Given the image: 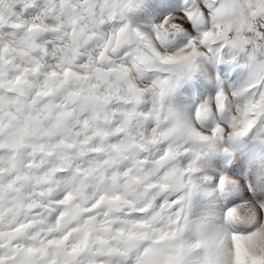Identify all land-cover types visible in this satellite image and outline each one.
Listing matches in <instances>:
<instances>
[{
  "label": "clouds",
  "instance_id": "clouds-1",
  "mask_svg": "<svg viewBox=\"0 0 264 264\" xmlns=\"http://www.w3.org/2000/svg\"><path fill=\"white\" fill-rule=\"evenodd\" d=\"M258 230L264 0H0L3 264H232Z\"/></svg>",
  "mask_w": 264,
  "mask_h": 264
},
{
  "label": "snow or ice",
  "instance_id": "snow-or-ice-1",
  "mask_svg": "<svg viewBox=\"0 0 264 264\" xmlns=\"http://www.w3.org/2000/svg\"><path fill=\"white\" fill-rule=\"evenodd\" d=\"M250 126V122L246 123L237 135H243ZM160 239L163 240L164 236H161ZM58 243H62V241ZM234 248L232 264H264V230H258L246 237L236 239ZM31 251L29 249V252ZM73 251H76L75 247ZM0 264H3L2 260H0Z\"/></svg>",
  "mask_w": 264,
  "mask_h": 264
}]
</instances>
